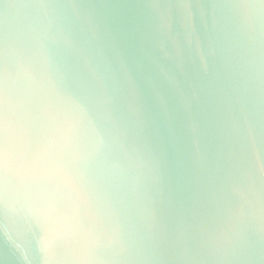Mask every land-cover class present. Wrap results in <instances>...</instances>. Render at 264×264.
Segmentation results:
<instances>
[{
  "label": "clouds",
  "instance_id": "9594fccd",
  "mask_svg": "<svg viewBox=\"0 0 264 264\" xmlns=\"http://www.w3.org/2000/svg\"><path fill=\"white\" fill-rule=\"evenodd\" d=\"M134 8L119 14L143 15ZM211 8L209 113L189 124L186 159L190 185L210 196L173 238L158 130L141 64L107 23L115 10L0 0V214L25 245L36 238L43 264H264V164L252 142L264 127V0Z\"/></svg>",
  "mask_w": 264,
  "mask_h": 264
},
{
  "label": "water",
  "instance_id": "95a60500",
  "mask_svg": "<svg viewBox=\"0 0 264 264\" xmlns=\"http://www.w3.org/2000/svg\"><path fill=\"white\" fill-rule=\"evenodd\" d=\"M83 2L101 10H115L117 14L110 16L107 23L117 35L125 58L141 64L137 83L150 108L154 129L158 130L167 170L162 222L168 234L178 238L200 221L202 206L210 196L209 188L190 185L186 159L194 150L189 124L209 113L200 89L201 83L208 79L201 56L211 72L215 66L209 55L213 34L211 5L215 0ZM127 5H134L133 11L143 15H120ZM157 12L165 14L163 20ZM252 142L253 161L258 157L264 164V127L253 128ZM28 239L30 245L19 240L12 218L0 214V264H43L36 238L29 235ZM16 244H21V248Z\"/></svg>",
  "mask_w": 264,
  "mask_h": 264
}]
</instances>
